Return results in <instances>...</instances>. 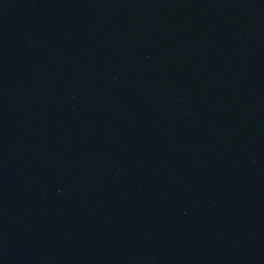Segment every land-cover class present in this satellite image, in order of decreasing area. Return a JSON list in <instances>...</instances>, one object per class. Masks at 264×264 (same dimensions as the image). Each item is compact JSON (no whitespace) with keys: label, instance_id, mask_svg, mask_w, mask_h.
<instances>
[{"label":"water","instance_id":"95a60500","mask_svg":"<svg viewBox=\"0 0 264 264\" xmlns=\"http://www.w3.org/2000/svg\"><path fill=\"white\" fill-rule=\"evenodd\" d=\"M0 264H157L34 0H0Z\"/></svg>","mask_w":264,"mask_h":264}]
</instances>
